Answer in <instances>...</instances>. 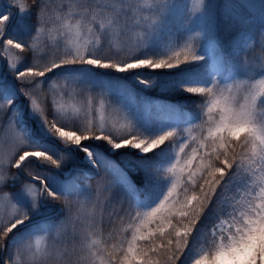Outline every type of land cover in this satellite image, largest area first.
<instances>
[{"label":"snow or ice","instance_id":"obj_1","mask_svg":"<svg viewBox=\"0 0 264 264\" xmlns=\"http://www.w3.org/2000/svg\"><path fill=\"white\" fill-rule=\"evenodd\" d=\"M5 4L0 264H264V0Z\"/></svg>","mask_w":264,"mask_h":264},{"label":"rangeland","instance_id":"obj_2","mask_svg":"<svg viewBox=\"0 0 264 264\" xmlns=\"http://www.w3.org/2000/svg\"><path fill=\"white\" fill-rule=\"evenodd\" d=\"M193 2H195V0H193ZM5 6H6L5 0H0V8L5 7ZM2 135H3V133H0V136H2Z\"/></svg>","mask_w":264,"mask_h":264},{"label":"trees","instance_id":"obj_3","mask_svg":"<svg viewBox=\"0 0 264 264\" xmlns=\"http://www.w3.org/2000/svg\"><path fill=\"white\" fill-rule=\"evenodd\" d=\"M179 103L188 104L189 102L188 101H179Z\"/></svg>","mask_w":264,"mask_h":264}]
</instances>
